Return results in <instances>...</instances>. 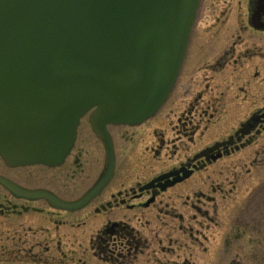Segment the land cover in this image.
Returning a JSON list of instances; mask_svg holds the SVG:
<instances>
[{
	"label": "flooded vegetation",
	"instance_id": "flooded-vegetation-1",
	"mask_svg": "<svg viewBox=\"0 0 264 264\" xmlns=\"http://www.w3.org/2000/svg\"><path fill=\"white\" fill-rule=\"evenodd\" d=\"M90 118L56 165L0 156V263L264 264V0H201L158 110Z\"/></svg>",
	"mask_w": 264,
	"mask_h": 264
},
{
	"label": "water",
	"instance_id": "water-1",
	"mask_svg": "<svg viewBox=\"0 0 264 264\" xmlns=\"http://www.w3.org/2000/svg\"><path fill=\"white\" fill-rule=\"evenodd\" d=\"M200 0H0V155L56 164L79 118L136 124L169 93Z\"/></svg>",
	"mask_w": 264,
	"mask_h": 264
},
{
	"label": "rangeland",
	"instance_id": "rangeland-1",
	"mask_svg": "<svg viewBox=\"0 0 264 264\" xmlns=\"http://www.w3.org/2000/svg\"><path fill=\"white\" fill-rule=\"evenodd\" d=\"M1 245L6 246V243L5 242L0 243V250H1ZM0 264H5V263H0ZM11 264H14V263H11Z\"/></svg>",
	"mask_w": 264,
	"mask_h": 264
}]
</instances>
